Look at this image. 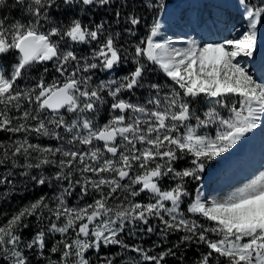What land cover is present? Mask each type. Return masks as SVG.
Listing matches in <instances>:
<instances>
[{"label": "snow or ice", "instance_id": "6c2138e0", "mask_svg": "<svg viewBox=\"0 0 264 264\" xmlns=\"http://www.w3.org/2000/svg\"><path fill=\"white\" fill-rule=\"evenodd\" d=\"M130 4L0 0V200L51 189L0 226V264H186L189 249L191 264H264V171L211 199L199 184L264 127V76L240 62L264 0L181 47L161 0Z\"/></svg>", "mask_w": 264, "mask_h": 264}, {"label": "rangeland", "instance_id": "374dc122", "mask_svg": "<svg viewBox=\"0 0 264 264\" xmlns=\"http://www.w3.org/2000/svg\"><path fill=\"white\" fill-rule=\"evenodd\" d=\"M183 1L184 0H173L168 4L172 5V7L178 6V14H182L183 16H185L184 18H187V21H192L191 26L187 23L188 29L185 35L182 36V38L190 37L189 39H195L197 40V42L198 40L199 42H201L200 38L204 37L205 41L210 42L212 40L221 39L224 35L227 34L225 31L224 23H217L215 25L213 24V20H216L217 18L216 12H214L213 9L196 12V7L190 6L192 4L184 3ZM226 2H232V0H227ZM233 3L236 7V0H233ZM205 5L207 6V3ZM190 11H192V13L190 14V16H187ZM221 11H224V9H221ZM198 14L202 22L199 26L195 24L196 16ZM229 15L231 16L233 23L237 25L241 23V17L239 15L231 13ZM229 15H223V18L218 19L217 21L228 20ZM163 16L164 10L159 13L158 18H160L162 22H164V29H166L164 35L166 36V38L170 39V36H175L173 28L176 27V25L171 24V26H169L172 20H169L167 17L165 18ZM186 35L190 36L187 37ZM258 45L261 46H259L260 49L258 51V54L256 55V59L258 58L260 60L262 58V63H260V67H258V69L255 67L256 65H254L250 60H247L246 58L241 59L240 62L246 68H248L255 77L260 78L264 76V26H259ZM181 46L183 45L180 43L178 47ZM124 71H126V69L122 68L118 73H114L113 75H122ZM150 79L158 80L153 75H150ZM159 81L163 82L161 78H159ZM106 118L107 110L105 109L104 111L99 113L98 119L102 123ZM45 143H47V141H45ZM230 152V155L228 153H225L223 154V157L217 158L215 161H212L209 164L211 166H209L207 171L202 175V180L199 182V184L204 189L209 199L224 195L234 187H237L247 180L253 178L259 173V171H264V167H261V164L264 163V158H262V152H264V127H258L257 129L253 130L252 133L246 134V136L242 138L239 144L235 146L233 150H230ZM46 190L48 194L51 195V189ZM27 193L28 191L16 195L19 196ZM11 201L12 200H7V202ZM14 206H16L17 208L19 205L17 203H14ZM5 222L6 220L3 222V224Z\"/></svg>", "mask_w": 264, "mask_h": 264}, {"label": "bare ground", "instance_id": "6f19581e", "mask_svg": "<svg viewBox=\"0 0 264 264\" xmlns=\"http://www.w3.org/2000/svg\"><path fill=\"white\" fill-rule=\"evenodd\" d=\"M227 0H184V3H188V4H192L190 6H194L197 8L196 12H202V10H209V9H213L214 12H216V20L218 19H222L223 15H229L231 14H235L237 15V8L235 7L233 0L232 2H226ZM230 1V0H228ZM207 3V6L205 5ZM195 4V5H193ZM210 6V7H209ZM195 9V8H194ZM221 9H224V11H221ZM228 11V12H226ZM204 12V11H203ZM192 13V11H190L187 16ZM223 14V15H222ZM177 15H181L178 14V6L176 7H172V5H168L166 7V9L164 10V16L163 17H167L169 20H173V18ZM233 16V15H232ZM185 17V16H184ZM195 17V16H194ZM162 18V17H161ZM197 18V16H196ZM195 19V18H194ZM202 23V22H201ZM201 27V26H200ZM226 27V26H225ZM230 28V27H229ZM188 29V25H187V18L185 19V23L183 25L177 26L173 28V32L175 34V36H170V39L172 41H174V46L178 47V45L180 44L179 41L184 40V39H189L190 35H186L189 38H182V36L185 35V33L187 32ZM200 31V30H199ZM189 32V31H188ZM189 34V33H187ZM206 34V33H205ZM194 35V34H193ZM199 42V40H198ZM261 46V45H259ZM260 49V48H259ZM258 54V53H257ZM256 54V55H257ZM261 54V53H260ZM257 57V56H256ZM255 57L254 61H251L254 65H256L255 67L258 69V67H260V63H262V58L258 61ZM261 57V56H260ZM252 64V65H253ZM254 67V66H253ZM217 172V171H216ZM213 191V190H212Z\"/></svg>", "mask_w": 264, "mask_h": 264}, {"label": "trees", "instance_id": "16d2710c", "mask_svg": "<svg viewBox=\"0 0 264 264\" xmlns=\"http://www.w3.org/2000/svg\"><path fill=\"white\" fill-rule=\"evenodd\" d=\"M172 0H161V2L163 4H166L168 2H171ZM253 2H258V0H253ZM139 5V0H135V5L130 4V7L132 6H137ZM111 17H109L110 19ZM85 19H87V17H85ZM152 16L149 15L147 17L148 21H151ZM140 34L143 35L144 34V28L143 25L140 27ZM150 75L155 76L158 80L159 78H161V80L165 81L167 78L162 74V73H152ZM170 82V81H169ZM211 166V165H209ZM208 169V168H207ZM47 190L43 189V188H37L34 190H29L27 194L24 195H12L11 198L9 200H12L11 202H7L4 200H0V226L3 225V222L5 220H7V218L11 215L12 211L16 208V206H14V203H17L18 205L26 203L30 200H33L37 197H39L40 195H44L45 192ZM18 196V198H17ZM27 234V233H26ZM153 239H155V237H153ZM174 239V237H173ZM147 241L145 242V247H147ZM101 251L103 252L104 249L102 248ZM113 251H115V249H113ZM197 256V252L194 249H189L185 255V261L186 264H191L192 260ZM169 264H174L173 261H169Z\"/></svg>", "mask_w": 264, "mask_h": 264}]
</instances>
